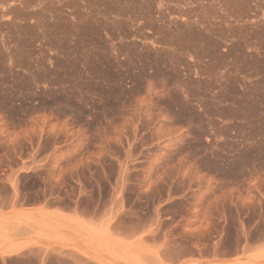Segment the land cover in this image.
Returning <instances> with one entry per match:
<instances>
[{
  "label": "rangeland",
  "instance_id": "374dc122",
  "mask_svg": "<svg viewBox=\"0 0 264 264\" xmlns=\"http://www.w3.org/2000/svg\"><path fill=\"white\" fill-rule=\"evenodd\" d=\"M28 207L0 264H264V0H0V210Z\"/></svg>",
  "mask_w": 264,
  "mask_h": 264
},
{
  "label": "crops",
  "instance_id": "0c3cea01",
  "mask_svg": "<svg viewBox=\"0 0 264 264\" xmlns=\"http://www.w3.org/2000/svg\"><path fill=\"white\" fill-rule=\"evenodd\" d=\"M25 209H29L31 211H23L19 208L16 210H0V222L2 217L7 219L4 223L7 225L8 233L10 232L9 235L17 240L29 239V237L32 236L36 230H38L39 224L43 222L45 216L52 211L51 209H44L40 207H35V209L28 207ZM22 215L28 219L19 221V217ZM21 249L18 248L17 250H12L13 252L11 253L19 252Z\"/></svg>",
  "mask_w": 264,
  "mask_h": 264
}]
</instances>
